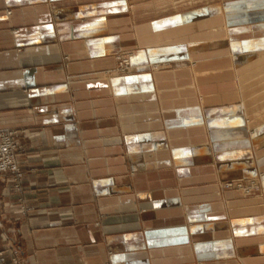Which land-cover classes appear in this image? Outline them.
Here are the masks:
<instances>
[{
	"label": "crops",
	"instance_id": "obj_1",
	"mask_svg": "<svg viewBox=\"0 0 264 264\" xmlns=\"http://www.w3.org/2000/svg\"><path fill=\"white\" fill-rule=\"evenodd\" d=\"M171 1L0 0V249L264 264V0Z\"/></svg>",
	"mask_w": 264,
	"mask_h": 264
},
{
	"label": "rangeland",
	"instance_id": "obj_2",
	"mask_svg": "<svg viewBox=\"0 0 264 264\" xmlns=\"http://www.w3.org/2000/svg\"><path fill=\"white\" fill-rule=\"evenodd\" d=\"M177 2H180L182 0H176ZM172 1L169 3V4H166V5H163L164 8L166 7H171L174 5V3H176ZM196 1H200V0H196ZM155 12V10H154ZM131 60V59H130ZM131 66V61L128 60V55H121L119 56V54L116 55V67L119 71H123L124 68L126 70L129 69V67ZM115 67V68H116ZM15 142L17 143V152H16V156H17V161H18V155L21 153L22 149H21V146L19 145V143L17 142V139L15 137ZM18 169L19 171L17 170H14V169H9V171H0V174L1 175H10L9 176V179H11L14 184H13V188L15 190H22L23 186H22V181H23V178H24V171L22 169V166L20 165L19 161H18ZM6 180L8 179V177L5 178ZM247 181V183H246ZM246 181H236V182H233L231 180H227V181H224L223 183V186L225 188H231V189H234L236 191H242L243 193L249 195L251 192L249 191H246L245 192V188L243 187H246L247 188H251L254 190V188H252L251 184L253 183H250L248 184V181L249 180H246ZM259 182V181H258ZM261 183L259 182L257 185H256V188L260 185ZM256 191H258V189H256ZM252 190V192H253ZM243 195V194H242ZM20 200V199H19ZM20 210L22 211V213H26V206L25 205H22V203H20ZM0 264H27V261L26 259L19 253V251L15 248L13 249H0Z\"/></svg>",
	"mask_w": 264,
	"mask_h": 264
},
{
	"label": "built area",
	"instance_id": "obj_3",
	"mask_svg": "<svg viewBox=\"0 0 264 264\" xmlns=\"http://www.w3.org/2000/svg\"><path fill=\"white\" fill-rule=\"evenodd\" d=\"M13 130L0 131V171L18 170L17 143Z\"/></svg>",
	"mask_w": 264,
	"mask_h": 264
},
{
	"label": "bare ground",
	"instance_id": "obj_4",
	"mask_svg": "<svg viewBox=\"0 0 264 264\" xmlns=\"http://www.w3.org/2000/svg\"><path fill=\"white\" fill-rule=\"evenodd\" d=\"M128 60L130 61V58H128ZM14 132H15V131H14ZM15 136H16V134H15ZM251 186H252V188L255 189V188H256V181H254V182L251 184ZM243 188H245V192H246V191H248V192L251 191V188H247V189H246V187H243Z\"/></svg>",
	"mask_w": 264,
	"mask_h": 264
}]
</instances>
